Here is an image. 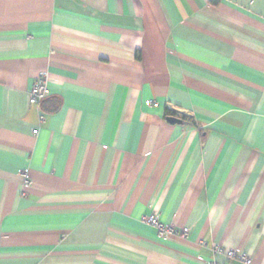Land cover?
<instances>
[{"label": "crops", "instance_id": "crops-1", "mask_svg": "<svg viewBox=\"0 0 264 264\" xmlns=\"http://www.w3.org/2000/svg\"><path fill=\"white\" fill-rule=\"evenodd\" d=\"M240 256L264 264V0H0V264Z\"/></svg>", "mask_w": 264, "mask_h": 264}, {"label": "built area", "instance_id": "built-area-1", "mask_svg": "<svg viewBox=\"0 0 264 264\" xmlns=\"http://www.w3.org/2000/svg\"><path fill=\"white\" fill-rule=\"evenodd\" d=\"M47 83H48V77L46 73L42 72L39 75H37L31 87L28 89V96H29V103L31 105H37L41 100H43L46 96L47 92ZM151 103V101H147V104ZM37 133V129L33 130V134ZM24 179H23V186L28 187L30 186V180L26 178V171H24ZM142 220L153 226L156 230L158 235L160 236H167L168 234L173 232V228L170 225H164L159 222L156 215H148L143 216ZM187 228H183L181 232L182 237H186L187 235ZM226 255L230 258L235 257V252L233 250H227ZM240 258L245 261L247 264L250 263V259L246 258L244 256H240ZM209 264H218L214 261H210Z\"/></svg>", "mask_w": 264, "mask_h": 264}, {"label": "water", "instance_id": "water-1", "mask_svg": "<svg viewBox=\"0 0 264 264\" xmlns=\"http://www.w3.org/2000/svg\"><path fill=\"white\" fill-rule=\"evenodd\" d=\"M166 120L171 122V123H181L182 122L179 118H176L173 116L166 117Z\"/></svg>", "mask_w": 264, "mask_h": 264}]
</instances>
